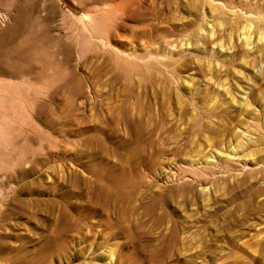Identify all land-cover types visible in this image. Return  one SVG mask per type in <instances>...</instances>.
I'll return each mask as SVG.
<instances>
[{
  "label": "rangeland",
  "instance_id": "obj_1",
  "mask_svg": "<svg viewBox=\"0 0 264 264\" xmlns=\"http://www.w3.org/2000/svg\"><path fill=\"white\" fill-rule=\"evenodd\" d=\"M171 1L87 39L78 18L110 1L0 0V264H264V166L238 165L264 161V47L240 39L264 0ZM17 14L46 23L58 82L42 57L10 70Z\"/></svg>",
  "mask_w": 264,
  "mask_h": 264
},
{
  "label": "bare ground",
  "instance_id": "obj_2",
  "mask_svg": "<svg viewBox=\"0 0 264 264\" xmlns=\"http://www.w3.org/2000/svg\"><path fill=\"white\" fill-rule=\"evenodd\" d=\"M94 1L98 2V1H103V0H92L89 2H87V0H77V3L80 6L89 8L90 7L89 3H92ZM104 1H106V0H104ZM107 1H110V3H111L109 7L105 8V9H101V10L97 9V8L92 9L93 11L88 14L86 19H84L83 15L80 17L78 16L79 17L78 20L80 21L81 27H82V31L80 32L81 36H84L87 39H89L90 37H97V38L109 37L111 35V31H112L111 29H113V27H115V25H117L118 20L121 17L122 13L124 12L123 10L126 9L127 5L130 4L131 2H138V0H107ZM20 16H21L20 14H17L14 17L13 23L9 27V29L13 33V35H18L21 32H23L22 33L23 35L17 40L16 44L11 48V51L14 53L15 57H14V60L12 61V63H10V70L13 73H18L19 71H23L25 69L27 70V66H28V69H30L32 67L33 58L42 57V65H41V69L39 72V77L42 80L41 82H45V81L51 82V83L52 82H58L59 80H61L63 78L62 77L63 72L61 70V62L56 61L55 58H53L54 55L51 52H49V49L46 46V43L51 36L49 34L46 23H43L40 18L32 17L30 20H28V21L26 20L27 22L23 24V22H21ZM44 17L47 18V16H44ZM63 18H64V16H63ZM65 18H66V16H65ZM250 18L252 19V17H250ZM256 18H258V16ZM252 21H254V23L251 21H247L245 24H243L241 26V29H240V31H241V34H240L241 38L240 39L242 40V44H244L245 48L248 51H254L253 49L256 48L257 46H258L257 49H259L260 46L262 48L264 47V32L258 29V26L255 22L256 21L255 19H252ZM69 22H68V24H69ZM254 28H255V31H253ZM252 32H253V34H252ZM217 33L215 35L212 33L213 38L209 41V43H211L210 44L211 49L214 48V45L217 41H219L218 43L220 44V42L225 40V38L224 39L222 38L221 39L222 41H220V37L218 36ZM71 35H72V32H71ZM228 38L230 39V36H228ZM56 54H57V52H56ZM64 55H65V58L69 59L70 53H69L68 49L65 50ZM119 57H115V64L112 65L113 72L116 75H118L119 77L126 79V78L131 76L130 70L128 69L129 67H128L127 63L125 61H123L122 59H120ZM24 66H25V68H24ZM261 79H262V77H261ZM242 109H243V107H242ZM250 113H252V112H250ZM120 116L125 117L126 114L122 111ZM193 122L194 123L192 124L193 125L192 129L197 131L201 125H198L196 123L195 119ZM231 163H233V162H231V161L228 162V161H225L224 159L220 161L219 159H217L215 162L211 163L212 165L211 164L210 165L215 167V168H218L220 170H227L229 168V165L230 166L232 165V167H233V164H231ZM238 163H239L238 165L240 166L239 169H245L246 168V169L251 170L252 168H255V167L264 166L263 160H254L253 161L251 158H248V157L246 159H244L241 163L240 162H238ZM204 170L207 171L206 169H204ZM129 183H130V181L128 178L120 177V178L116 179L113 183H111L112 184L111 187L112 188L116 187L118 189V194L120 195L119 197L125 198V197H127L126 195L129 193L128 189L127 188L125 189V185H127V187H128ZM106 193H107V191H106Z\"/></svg>",
  "mask_w": 264,
  "mask_h": 264
}]
</instances>
